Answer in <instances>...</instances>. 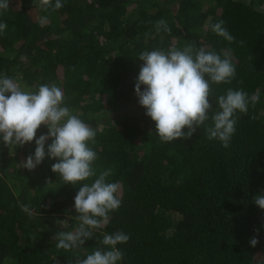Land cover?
Listing matches in <instances>:
<instances>
[{"label":"trees","instance_id":"16d2710c","mask_svg":"<svg viewBox=\"0 0 264 264\" xmlns=\"http://www.w3.org/2000/svg\"><path fill=\"white\" fill-rule=\"evenodd\" d=\"M62 3L46 10L40 0H10L0 10L7 24L0 75L32 91L42 84L62 89L64 106L96 130L89 142L97 153L93 166L97 175L110 170L107 181L119 182L122 203L82 247L59 249L56 233L79 223L78 188L96 177L66 184L51 170L55 160L24 168L34 140L0 143V264H75L116 231L130 235L118 245L119 264H264V209L254 202L264 193V0ZM161 19L170 33L156 32ZM221 20L234 42L211 30ZM188 43L227 54L236 66L230 84L211 85L213 112L229 88L258 96L247 114L237 112L227 149L207 139L211 119L191 139L161 142L135 94L142 51L182 50ZM47 131L41 125L36 138Z\"/></svg>","mask_w":264,"mask_h":264},{"label":"clouds","instance_id":"9594fccd","mask_svg":"<svg viewBox=\"0 0 264 264\" xmlns=\"http://www.w3.org/2000/svg\"><path fill=\"white\" fill-rule=\"evenodd\" d=\"M46 10L63 7L62 0H40ZM10 0H0V10L9 8ZM46 19V17H45ZM224 21L212 24L211 30L228 42L235 38L223 26ZM156 32L170 33L163 19L156 22ZM7 24L0 22V34ZM240 43H243L242 41ZM223 51V50H222ZM143 61L135 81V94L146 115L155 122V133L161 142L191 139L197 128L209 119L205 127L207 139L219 140L225 149L236 131L237 112L247 114L249 104L255 105L258 96H249L243 89L229 88L217 98L218 109L212 111L210 96L213 83L230 84L236 76V66L230 56L214 49L197 48L188 43L182 50L170 47L144 50L138 55ZM141 86L143 90H141ZM211 112V115L209 113ZM44 125L48 131L36 138ZM187 128L185 132L184 129ZM96 130L80 118L78 113L64 106V94L56 84H42L32 91L22 87L14 78L0 75V143L6 147H20L35 141L34 155L23 162L24 168L35 169L47 157L56 162L51 170L66 184L83 183L74 198L78 225L73 231H58L56 247L64 250L80 248L93 237L94 228L108 220L109 213L121 206L119 182H108L110 170L99 172L93 166L97 153L89 142H95ZM51 139V143H47ZM47 143V151L45 145ZM255 204L264 209V193L254 197ZM27 211V208H24ZM129 234L116 231L104 234L103 248H97L75 264H119L124 253L118 245L125 244ZM256 238L250 240L255 247Z\"/></svg>","mask_w":264,"mask_h":264},{"label":"rangeland","instance_id":"374dc122","mask_svg":"<svg viewBox=\"0 0 264 264\" xmlns=\"http://www.w3.org/2000/svg\"><path fill=\"white\" fill-rule=\"evenodd\" d=\"M123 110H124V108H119L116 111H123Z\"/></svg>","mask_w":264,"mask_h":264}]
</instances>
